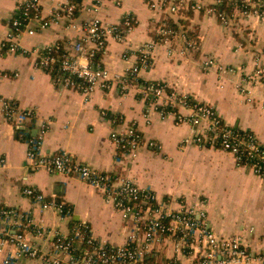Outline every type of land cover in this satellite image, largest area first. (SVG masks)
<instances>
[{"label":"crops","instance_id":"obj_1","mask_svg":"<svg viewBox=\"0 0 264 264\" xmlns=\"http://www.w3.org/2000/svg\"><path fill=\"white\" fill-rule=\"evenodd\" d=\"M65 1L42 0L43 14L48 17ZM83 1L86 5L91 2ZM19 2L0 0V109L3 100H14L22 108L33 110L35 116L22 125L0 118V158L5 159L4 164L0 162V206L30 214L45 229H60L68 234L77 222L86 221L98 239L113 244L125 242L120 213L98 190L76 176L27 167L28 138L37 133L42 121H49L44 152L66 150L76 160L118 176L123 169L125 177L135 179L140 186L152 189L160 200L173 201L176 206L204 202L218 234H244L252 249L264 251V178L255 176L248 167L238 166L234 155L227 151L196 145L182 147L181 142L193 135L192 125L178 124L173 117L163 118L157 111H150L137 89L98 87L86 99L37 66L42 47L76 39L78 29L67 28L60 21L44 31L24 34L19 50L10 51L3 43L12 30L11 20ZM127 13L135 17V28L125 42L111 38L102 56L104 64L113 70L128 68L135 61L137 47L156 38L157 27L152 31L150 25H158L160 16L155 17L146 0H121L120 4L106 1L96 14L83 10L77 15L78 24L95 15L104 24H111ZM178 21L199 48L185 56L170 57L165 46L157 47L154 62L142 70L141 79L192 93L213 106L226 123L253 132L264 143V78L251 85L243 84V79L257 67L264 69V21L253 17L244 24L226 26L204 11H188ZM207 55L227 70L204 67ZM241 85L250 90L242 92ZM115 120L135 125L157 146L143 147L134 161L123 157L110 136L116 128ZM26 187L42 191L49 200L66 203L72 208V216L62 220L55 210L44 211L23 193ZM28 236L42 247L49 246L53 238L50 236L47 242L31 231ZM171 255V250L155 246L149 259L165 262ZM18 264L41 263L23 258Z\"/></svg>","mask_w":264,"mask_h":264},{"label":"built area","instance_id":"obj_2","mask_svg":"<svg viewBox=\"0 0 264 264\" xmlns=\"http://www.w3.org/2000/svg\"><path fill=\"white\" fill-rule=\"evenodd\" d=\"M106 1L121 3V0H91L86 5L83 0H66L47 17L42 12V0H20L11 20L12 30L6 34L3 45L15 52L24 34L44 31L60 21L67 28L78 29L76 39L42 47L37 66L86 99L98 87L137 89L150 111H157L163 118L173 117L178 124L192 125L193 135L181 142L182 147L196 145L227 151L234 155L238 166L248 167L255 176L264 178V143L253 132L229 125L213 106L192 93L178 91L163 82L141 79L142 70L153 64L157 47L165 46L170 57L185 56L199 48L189 30L177 22L178 17H184L188 11H204L226 26L244 24L253 17L264 21V0H146L155 17L160 16L157 35L137 47L135 61L123 70L105 65L102 56L111 38L120 42L128 39L136 25L135 17L127 13L111 24H104L97 15L83 24L76 21L79 12L87 10L96 14ZM202 64L210 69L216 67L220 72L227 70L209 55ZM263 78L264 69L257 67L243 79V84L251 85ZM246 85H241L244 93L250 90ZM34 116L33 110L22 108L14 100L2 101L0 118L8 122L22 125ZM115 122L116 128L110 136L123 157L134 161L143 147L157 146L135 125ZM48 129L49 121H42L37 133L28 138L27 167L76 176L98 190L120 213L125 242L113 244L98 239L86 221L77 222L68 234L60 229H45L30 214L0 206L3 264H18L23 258L39 260L41 264H264V251L252 249L244 234L221 235L213 229L204 202L176 206L173 201L160 200L152 189L140 186L135 179L97 169L76 160L69 151L44 152L42 145ZM0 162L4 164L5 159L0 158ZM23 193L44 211L55 210L62 220L73 214L66 203L49 200L36 188L26 187ZM29 231L47 242L50 236L53 238L49 246L42 247L29 238ZM155 246L163 251L171 250L168 261L149 259Z\"/></svg>","mask_w":264,"mask_h":264},{"label":"rangeland","instance_id":"obj_3","mask_svg":"<svg viewBox=\"0 0 264 264\" xmlns=\"http://www.w3.org/2000/svg\"><path fill=\"white\" fill-rule=\"evenodd\" d=\"M156 27H157V23H155V22L151 23L150 28L152 29V31H154V30L156 29ZM118 174H119V177H121V178H123V177L126 176V175H124V173H123V169H121L120 172H118ZM174 180H175V179H174ZM175 181H176V180H175ZM184 185H186V183H184Z\"/></svg>","mask_w":264,"mask_h":264}]
</instances>
